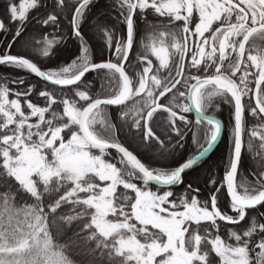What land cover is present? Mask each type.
Here are the masks:
<instances>
[{
	"label": "snow or ice",
	"instance_id": "6c2138e0",
	"mask_svg": "<svg viewBox=\"0 0 264 264\" xmlns=\"http://www.w3.org/2000/svg\"><path fill=\"white\" fill-rule=\"evenodd\" d=\"M99 3L4 0L0 66L45 87L0 74V264H264V0ZM69 38V63L33 58ZM21 41L29 54L12 51ZM189 132L195 154L176 161ZM222 132L223 175L208 171L204 196L184 176ZM122 137L175 165L145 163Z\"/></svg>",
	"mask_w": 264,
	"mask_h": 264
},
{
	"label": "trees",
	"instance_id": "16d2710c",
	"mask_svg": "<svg viewBox=\"0 0 264 264\" xmlns=\"http://www.w3.org/2000/svg\"><path fill=\"white\" fill-rule=\"evenodd\" d=\"M3 3L4 0H0V18L3 16ZM105 4V0H100L99 5L97 6V9H94V11H100L103 10ZM106 20H108L109 23H111L110 17H105ZM36 27L35 25L29 26V31H32ZM85 33L86 37L91 45L92 48V54L93 59L95 62L101 61L105 59V45L102 42V39L100 36H98L90 27H85ZM145 33V28L143 25L139 26L138 29V37H137V44L134 45V53L135 51L140 50L139 47V39L140 34ZM58 35V33H57ZM0 39H3V36L0 35ZM10 39V36H9ZM145 41L147 42V37L145 36ZM23 41L20 43L14 45L13 52H24V54H29L23 47ZM78 54V44L75 40L69 38L67 42L61 43L60 45H57L52 50V55L49 58H37L33 57L34 59H37V62L43 69H55L59 66H62L64 64H67L71 61V59ZM133 58V57H130ZM10 73L12 74L13 78L16 76H21L26 80L27 83L37 84L41 89L45 87V84L43 81H40L39 78L34 77L31 74L28 73H18L14 69H11L6 66H0V74ZM94 77V74H89L88 79L92 80ZM96 85H99V82H95ZM10 87H15L14 85H9ZM49 89L52 88L51 85H47ZM21 91H23V86L20 87ZM34 102L43 104L42 98H38L33 96L32 97ZM23 102V100H22ZM230 108L227 105H222V109L219 113H217V118L221 119V122L223 125H228L230 120ZM166 113H158L156 119L161 120L163 117H165ZM188 118L192 121L195 120V116L192 113L186 114ZM251 123V122H250ZM122 142L126 144L130 148V150L136 149L137 154L139 157L145 162L150 163L153 167H160L163 164H171L175 165L176 161L182 160L183 157L187 156L189 153L195 154V149L192 147L191 144V133H188L187 139H186V145L183 153L180 156L176 157V161L169 160V161H158L150 152L145 151L144 149L138 148L136 143L133 141H126L122 137ZM115 154V150H110ZM229 153V137L226 132H223L221 139L217 146L212 150V152L209 153V155L197 165L192 170H189L185 173L184 180L185 185L188 183H192L194 187H199L201 189L202 194L204 196L209 195V186L207 183V173L209 170H215L216 175L218 178H221L223 175V163L225 160V157ZM242 165L240 167V171L244 175H248V169L252 167V161L249 159V154L247 152L242 153ZM251 179V177H249ZM184 185L177 186L175 188V191L177 193L181 192L183 190ZM155 190V189H154ZM227 200L225 197L221 196L220 199V205L221 207H226ZM252 211V210H250ZM79 259V257H77Z\"/></svg>",
	"mask_w": 264,
	"mask_h": 264
},
{
	"label": "water",
	"instance_id": "95a60500",
	"mask_svg": "<svg viewBox=\"0 0 264 264\" xmlns=\"http://www.w3.org/2000/svg\"><path fill=\"white\" fill-rule=\"evenodd\" d=\"M97 62H99V61H97ZM193 114H194V116L196 117V113L193 112ZM222 125H223V123H222ZM222 134H223V132H222ZM221 136H222V135H221ZM220 139H221V138H220ZM219 141H220V140H219ZM219 141L217 142V144L219 143ZM217 144H216V146H217ZM216 146H214V148H215ZM214 148H213V149H214ZM208 155H209V153L207 154V156H208ZM207 156H206V157H207ZM204 158H205V157H204Z\"/></svg>",
	"mask_w": 264,
	"mask_h": 264
}]
</instances>
